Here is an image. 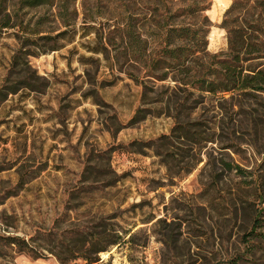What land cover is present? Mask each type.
<instances>
[{"label": "rangeland", "instance_id": "374dc122", "mask_svg": "<svg viewBox=\"0 0 264 264\" xmlns=\"http://www.w3.org/2000/svg\"><path fill=\"white\" fill-rule=\"evenodd\" d=\"M50 1L0 5V90L15 89L0 95V237L44 246L34 255L0 245V264H264V242H243L253 204L264 206V93L261 104L207 93L190 118L213 141L190 149L172 137L168 148L190 149L202 162L189 173L183 163L166 164L152 147L140 149L170 135L165 102L178 82L172 73L152 78L134 50V40L153 29L144 25L151 3ZM211 1L207 50L215 54L227 50L220 24L232 0ZM15 54L21 63L10 73ZM261 63L264 57L252 64ZM141 82L154 90L147 103ZM224 161L244 173L222 171ZM82 227L117 234L121 243L88 263L89 245L72 254L63 241Z\"/></svg>", "mask_w": 264, "mask_h": 264}, {"label": "trees", "instance_id": "16d2710c", "mask_svg": "<svg viewBox=\"0 0 264 264\" xmlns=\"http://www.w3.org/2000/svg\"><path fill=\"white\" fill-rule=\"evenodd\" d=\"M6 1L0 0V5ZM148 1L151 3V10L149 9V14L144 16V25L147 23L153 26V29L149 30L148 37L150 42L157 44L158 50L155 55L154 51H148V37L142 39L141 36L140 41L134 40V50L137 51L136 53L140 50V63L144 65L146 72L152 78L163 81L172 73V79L178 82L170 95L166 97L165 102V108L173 118L170 135H161L155 140L140 142V149L144 146L152 147L155 154L160 156L166 164L170 161L177 165L183 163L185 172L189 173L202 162L194 154L189 153L190 149L197 144H202L203 141H213L211 137L203 135L205 131L201 127L202 122L191 121L190 118L196 104L207 93L221 94L222 97L225 94H230V97L237 94L245 100L254 98L261 104L256 98L260 93H264V66L260 68L252 63L253 59L264 57V0H232L220 24V27L226 31L227 50L215 54H210L207 50V36L211 22L206 12L210 10L211 0ZM19 2L30 7H47L51 4L50 0H19ZM257 10L259 12H255ZM7 24L3 25L7 27ZM255 38H259L258 43L254 40ZM20 63L18 54L12 56L9 72L15 73ZM141 83L142 102L147 103L148 91L154 92V90L145 83ZM179 90L181 94L178 93ZM8 92L13 93L15 89L7 88L5 92L1 89L0 95ZM156 95L159 96V94ZM160 96L157 101L162 103L164 95ZM261 105L264 106V104ZM144 112L145 110L140 108V120L146 117ZM172 137L182 138V141L191 145V148L184 150L182 154L168 150L173 146ZM95 157L101 162L106 156L101 152ZM186 158L189 160H185ZM191 159L193 160L190 161ZM223 166L222 171L235 169L238 173H244L243 168L235 163L224 161ZM95 170L104 172L98 167ZM218 176L220 174H211L213 180H217ZM253 176L251 181L257 185L259 174ZM254 189L261 195L258 186ZM260 202L253 204L250 229L245 234L243 242L246 241V237L264 242V232L259 230L264 224V206H261ZM63 237L66 246L72 247L70 253L81 252L85 245H89L95 257L85 258L88 263H96L99 260L96 254L106 251L110 246L120 244L122 239L117 234H108L106 230L87 227L71 229L64 233ZM0 238L1 246L15 247L20 252L38 255L44 248L42 245L31 242L32 238L27 240L17 236Z\"/></svg>", "mask_w": 264, "mask_h": 264}]
</instances>
